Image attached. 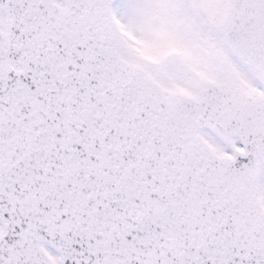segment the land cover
<instances>
[{
    "label": "snow or ice",
    "instance_id": "snow-or-ice-1",
    "mask_svg": "<svg viewBox=\"0 0 264 264\" xmlns=\"http://www.w3.org/2000/svg\"><path fill=\"white\" fill-rule=\"evenodd\" d=\"M0 264H264V0H0Z\"/></svg>",
    "mask_w": 264,
    "mask_h": 264
}]
</instances>
